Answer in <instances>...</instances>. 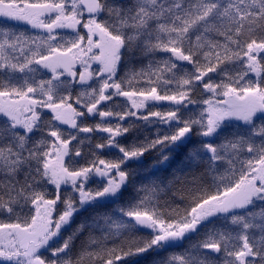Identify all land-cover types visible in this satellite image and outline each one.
<instances>
[{
    "label": "snow or ice",
    "instance_id": "snow-or-ice-1",
    "mask_svg": "<svg viewBox=\"0 0 264 264\" xmlns=\"http://www.w3.org/2000/svg\"><path fill=\"white\" fill-rule=\"evenodd\" d=\"M0 20V264H264V0Z\"/></svg>",
    "mask_w": 264,
    "mask_h": 264
},
{
    "label": "trees",
    "instance_id": "trees-1",
    "mask_svg": "<svg viewBox=\"0 0 264 264\" xmlns=\"http://www.w3.org/2000/svg\"><path fill=\"white\" fill-rule=\"evenodd\" d=\"M0 24H6L8 26H12L17 28L18 30H23L26 31L30 34H34L37 30H33L30 28V26L26 25V24H16L13 21H4V20H0ZM232 123H236V122H232Z\"/></svg>",
    "mask_w": 264,
    "mask_h": 264
},
{
    "label": "rangeland",
    "instance_id": "rangeland-1",
    "mask_svg": "<svg viewBox=\"0 0 264 264\" xmlns=\"http://www.w3.org/2000/svg\"><path fill=\"white\" fill-rule=\"evenodd\" d=\"M14 23L18 24L17 22H14ZM19 24H24V23L20 22ZM94 67H96V66L94 65ZM233 122L238 123L237 121H233Z\"/></svg>",
    "mask_w": 264,
    "mask_h": 264
}]
</instances>
